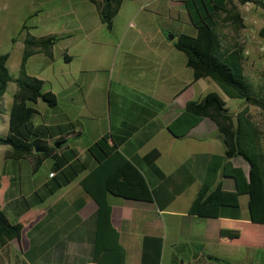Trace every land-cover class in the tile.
Here are the masks:
<instances>
[{
    "label": "trees",
    "instance_id": "1",
    "mask_svg": "<svg viewBox=\"0 0 264 264\" xmlns=\"http://www.w3.org/2000/svg\"><path fill=\"white\" fill-rule=\"evenodd\" d=\"M97 9L100 21L111 29L123 0H89ZM185 7L189 21L195 33L180 32L175 34L174 47L185 55L186 66L193 71V80L210 77L230 98L242 99L245 105L236 113L229 111L225 101L215 95L210 98L189 99L183 110L197 117H207L217 127L224 145L223 153L196 154L180 165L173 173L166 175L156 163L159 151L151 149L143 156H128L120 146L127 135L119 138L110 131L86 148V157L81 159L74 148L58 152L62 146L67 147V135L70 131L61 132L55 142L63 141L55 147L38 132L32 123L38 113L30 104L38 99L49 107L58 103L57 95L51 90H43L44 80L26 72L28 59L37 52L53 58V46L57 41L54 35L35 37L29 32L23 40V50L19 64V74L14 77L6 65L8 53L0 54V113L1 102L9 81H14L16 89L8 115L7 133L0 136V144L10 146L5 157L20 160L30 158L32 171L35 172L45 159H51L50 181L41 185L28 197L17 201L28 212L32 207L41 204L62 187L79 179L83 193L97 204L95 211L85 224L89 226L87 241L89 259L95 263L124 264L126 252L120 242L119 233L111 222L112 196L155 201L159 208H165L194 177L189 167L195 166L200 171L201 184L189 207V214L203 217L239 218L240 209L237 196L248 194L250 220L264 225V148L261 145L259 127L249 115V105L264 107V87H255L244 73L242 46L235 42L224 45L220 27L230 24L235 32L244 27L238 5L233 0H179ZM239 4L255 2L264 12L263 0H235ZM261 34L264 35V29ZM64 53V59L70 60ZM46 126V125H43ZM42 126V127H43ZM240 157L248 166L246 177L240 168L225 164L226 159ZM227 161V160H226ZM144 171L158 180L152 185ZM232 176L235 180V191L224 192L219 177ZM238 181V185L236 183ZM242 183V184H241ZM228 199L235 204H225ZM63 229L55 231L50 240L42 239L46 231L42 230L29 237V246L24 251L25 259L36 263L42 258L47 245L54 243ZM24 223L9 219L6 210L0 204V246L5 247L8 241H21ZM28 232V231H27ZM8 249V248H5ZM141 264H160L162 238L144 236L141 242ZM15 256H17L15 254ZM14 256V257H15ZM9 252L0 254V264H6ZM17 258V257H16ZM16 261V259H15Z\"/></svg>",
    "mask_w": 264,
    "mask_h": 264
},
{
    "label": "rangeland",
    "instance_id": "2",
    "mask_svg": "<svg viewBox=\"0 0 264 264\" xmlns=\"http://www.w3.org/2000/svg\"><path fill=\"white\" fill-rule=\"evenodd\" d=\"M172 3L171 7H166L164 2L161 11L156 10L153 4L142 3L141 0H124V7L120 14L115 18L114 25L108 29L99 19L96 6L89 0H0V54L8 53L6 65L12 76L19 74L20 58L23 50V40L27 32L35 37L54 35L57 41L53 46V58H48L40 52L29 60L26 72L44 80L43 90H52L58 98L55 107H49L43 100L30 102L38 110L32 123L38 127V132L51 144L55 142L61 132L70 131L67 147H63L58 152H63L68 148H75L76 144L83 145L89 142L88 134L76 135L74 128V106L83 112L88 102L93 97L91 85L82 87L85 79L92 77L104 81L106 86L110 83L111 90L119 89L120 98L117 100L125 107L130 102H141L145 100L142 94L138 77V68L128 53L133 52L134 40H162L163 44L174 42L169 40L170 34L180 32L192 34L194 27L188 21L185 13L180 12L179 17L174 16L175 11L183 6L179 0H168ZM238 5L244 27L235 32L230 24L220 27L223 35L224 45L239 43L243 48L244 73L257 87H264V12L261 6L255 2L248 5L249 9L244 8V4ZM142 5V7H141ZM177 7V9L175 8ZM165 9V10H164ZM135 48V47H134ZM172 53H177L179 57H184V53L176 50L172 46ZM70 55L71 60L64 59V53ZM125 55L122 58L124 53ZM98 60L104 62V67L98 65ZM99 77V78H98ZM16 89L14 81L7 83V88L1 102L2 112L0 113V136L7 133L8 115L12 104L13 93ZM108 89V88H107ZM106 89V90H107ZM220 91V92H219ZM223 96L226 106L231 112L233 109H241L245 102L242 99L228 97L222 89L210 77H203L196 81L184 94L178 97L177 104L182 105L186 98L200 99ZM107 98V95H105ZM111 99L113 100L112 96ZM249 115L261 132V145L264 148V107L257 104L249 105ZM51 120V124L43 126V120ZM87 118H83L86 121ZM113 119V118H112ZM111 119V120H112ZM43 126V127H42ZM215 153L223 150V143L217 138L207 139ZM10 146L0 144V204L8 212L13 220H20L24 223L23 238L18 243L11 241L10 248L16 249L28 243L29 237H33L41 231L45 219V214H54L63 208L68 199L74 192L68 194L57 202L55 209H49L48 205L66 189L58 190L50 198L36 205L38 209L34 215L23 214L15 217L10 205L19 201L20 197H28L34 190L40 188L42 184L50 181L48 173L52 170V160L45 159L35 172L32 171V161L30 158H23L18 161L5 157L6 151ZM147 178L152 181L154 176L144 171ZM223 184L225 179L220 176ZM238 185V181L236 179ZM242 184V183H241ZM199 181H196L195 188ZM239 196L243 204L247 203L248 195L241 193ZM238 198V196H237ZM19 199V200H18ZM6 204V206H4ZM245 215L247 209L244 208ZM244 225L242 239L245 245L233 255L230 264H264V225L257 224L248 229ZM258 231V243L254 246L253 239L250 240L249 230ZM28 231V232H27ZM226 236L230 235L225 230ZM251 241V242H250ZM164 249H170L169 239ZM70 255L66 258L67 262H72L74 255L69 250ZM163 264H169L166 258ZM51 260L48 264H55L54 255H50ZM207 259V258H205ZM44 258L37 259L39 264L44 262Z\"/></svg>",
    "mask_w": 264,
    "mask_h": 264
},
{
    "label": "crops",
    "instance_id": "3",
    "mask_svg": "<svg viewBox=\"0 0 264 264\" xmlns=\"http://www.w3.org/2000/svg\"><path fill=\"white\" fill-rule=\"evenodd\" d=\"M141 1L145 5L153 4V7L158 11L163 9L161 1L166 7L172 6L168 0ZM182 6L183 11L176 10L174 16L179 17V13L182 12L188 17L183 4ZM123 7L124 0L113 19V25ZM175 8L177 9V7ZM194 33L192 32V34ZM172 46H174L173 42L164 45L162 40L133 41L131 45L133 52L128 54L132 55L135 65L139 69V79L141 81L145 79V82H140L141 88H143L142 94L145 96V100L141 102H130L125 107L117 101L121 96L119 89L111 90L110 83L106 86L104 81L97 79V74L94 76L95 79L92 77L85 79L82 87L86 88L87 85H91L93 97L84 112L76 105L74 106V128L72 129L76 135L88 134L89 136V142L75 146L81 159L86 157V148L92 142L110 131H113L118 138L124 134L127 135L120 148L132 158L141 157L153 148L157 149L159 156L156 163L166 175L173 173L196 154L215 153L210 141L207 140L217 138L221 141L215 123L207 117H197L186 113L183 108L185 102L189 100L188 98L182 105L177 104L178 97L201 78L193 80V71L186 66L185 55L179 57L177 53H172ZM37 54L40 52L28 59L26 67L29 60ZM128 54L125 52L122 58ZM98 65L104 67V62L98 60ZM219 92V97L224 100ZM237 111V109H233L231 112L236 113ZM83 118H87L86 121H83ZM43 124H51V120L45 119ZM69 136L71 134L67 135V137ZM223 151L224 145L220 153ZM226 160L225 164L230 163L232 167L240 168L244 175L248 176L249 166L240 157ZM189 169L194 177L193 181L163 209L159 208L155 201L116 196L110 198L111 222L118 231L120 242L126 252L124 264H141V242L144 236H160L162 238L160 264H163L165 252L167 254L165 259L169 260V264H230L234 261L233 255L241 250L238 248L245 245L241 235L248 231L243 230L244 225L249 227L248 229L257 225L250 220L248 197L247 203L243 204L239 198L242 194L238 195L236 205L240 209L239 218L203 217L189 214L190 204L201 184L200 171L195 169V166L189 167ZM85 173H81L71 183L62 187L61 189L65 188L66 190L48 204L49 209L54 210L60 199L74 192L60 211L53 215H43L42 220L45 219V222L42 230H47L42 236L43 240L46 238L50 240L55 235V231L63 229L65 223L68 224L66 231L59 233L56 236L57 240L47 245V250L43 252L45 261L40 264H48L52 254L54 255L53 260L58 261L55 264H103L92 262L89 259V243L87 241L89 226L84 221L95 211L97 204L83 193L79 185V179ZM223 178L225 184L219 177L223 191L234 192L236 188L234 178L228 175ZM196 181H199V185L195 188ZM150 183L156 185L158 180L154 178ZM223 203L231 205L236 201L231 202L228 199H223ZM10 207L17 218L30 212L32 216L38 210L36 207H32L28 212L23 213L25 210L22 205L15 201ZM244 208L247 209L246 215ZM8 217L12 221H17L10 218L9 214ZM225 230H228L230 235L226 236ZM249 237L250 240L253 239L254 246H256L258 231L255 229L252 233V230H249ZM168 239L170 249H164ZM10 242L8 241L5 247L0 246V254L5 251L9 252V257L4 260L6 264H39L27 261L22 254L24 250L19 249L20 246L16 249L10 248ZM28 246L29 240L22 247L26 250ZM69 250L74 255L72 262L66 261L70 255Z\"/></svg>",
    "mask_w": 264,
    "mask_h": 264
},
{
    "label": "water",
    "instance_id": "4",
    "mask_svg": "<svg viewBox=\"0 0 264 264\" xmlns=\"http://www.w3.org/2000/svg\"><path fill=\"white\" fill-rule=\"evenodd\" d=\"M168 38H169V40H173V39L175 38V36L172 35V34H170V35L168 36ZM61 143H63V141L55 142L54 145H55V147H59Z\"/></svg>",
    "mask_w": 264,
    "mask_h": 264
},
{
    "label": "built area",
    "instance_id": "5",
    "mask_svg": "<svg viewBox=\"0 0 264 264\" xmlns=\"http://www.w3.org/2000/svg\"><path fill=\"white\" fill-rule=\"evenodd\" d=\"M263 2H264V0H263ZM251 4V2H245L244 3V8L246 9V10H248L249 9V7H248V5H250ZM53 175V173H49V176H52Z\"/></svg>",
    "mask_w": 264,
    "mask_h": 264
}]
</instances>
